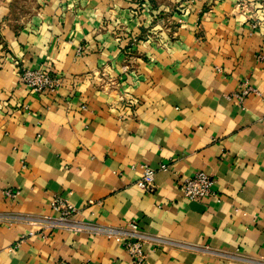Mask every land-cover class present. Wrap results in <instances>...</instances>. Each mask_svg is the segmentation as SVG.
Wrapping results in <instances>:
<instances>
[{
    "label": "crops",
    "instance_id": "crops-1",
    "mask_svg": "<svg viewBox=\"0 0 264 264\" xmlns=\"http://www.w3.org/2000/svg\"><path fill=\"white\" fill-rule=\"evenodd\" d=\"M250 1L35 0L14 27L0 18V264H138L108 232L129 221L148 236L140 264H264V0ZM23 67L61 84L32 91ZM197 171L213 195L191 201L179 179ZM55 195L83 228L41 233Z\"/></svg>",
    "mask_w": 264,
    "mask_h": 264
},
{
    "label": "built area",
    "instance_id": "built-area-1",
    "mask_svg": "<svg viewBox=\"0 0 264 264\" xmlns=\"http://www.w3.org/2000/svg\"><path fill=\"white\" fill-rule=\"evenodd\" d=\"M250 2L252 1L244 0V2L238 3L237 5L244 11L246 9L247 11H250L251 7L248 5ZM19 81L35 92H51L57 89L61 84V78L46 67L21 68ZM244 93H246L245 90L243 91V94ZM239 97L241 98L242 96ZM140 181L145 191H152L155 186L154 170L149 166L144 165L143 175ZM213 183L214 179L203 171H197L192 176L179 179V187L183 197L191 201H199L204 197L213 195ZM3 194L7 197H12L15 192L10 189H4ZM50 205L58 214L41 220V233L46 229L59 226L75 229H81L84 227L82 222L71 219L74 209L63 196H53ZM108 232H110L109 235L115 234L121 236L123 239V245L130 256H132L134 262L138 264L141 263L144 258V252L142 250L143 242L148 236L138 227L135 221H129L125 227L116 228Z\"/></svg>",
    "mask_w": 264,
    "mask_h": 264
},
{
    "label": "rangeland",
    "instance_id": "rangeland-1",
    "mask_svg": "<svg viewBox=\"0 0 264 264\" xmlns=\"http://www.w3.org/2000/svg\"><path fill=\"white\" fill-rule=\"evenodd\" d=\"M34 1L35 0H0V15H3L0 18L2 19L5 17L6 19L4 20L10 18V22L7 23H9V27L12 28L20 22L19 19H23L30 14L34 7ZM2 27L4 26L0 23V36Z\"/></svg>",
    "mask_w": 264,
    "mask_h": 264
}]
</instances>
